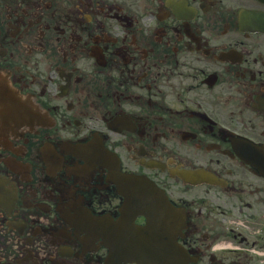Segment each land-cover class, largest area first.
Instances as JSON below:
<instances>
[{"label":"flooded vegetation","instance_id":"flooded-vegetation-1","mask_svg":"<svg viewBox=\"0 0 264 264\" xmlns=\"http://www.w3.org/2000/svg\"><path fill=\"white\" fill-rule=\"evenodd\" d=\"M252 12L264 3L0 0V264H264ZM154 185L173 227L123 216Z\"/></svg>","mask_w":264,"mask_h":264},{"label":"water","instance_id":"water-1","mask_svg":"<svg viewBox=\"0 0 264 264\" xmlns=\"http://www.w3.org/2000/svg\"><path fill=\"white\" fill-rule=\"evenodd\" d=\"M154 209L151 212V215L154 218V224L157 226H161L162 220L164 218V205L162 200H159L158 198L153 199ZM148 205H152L149 203ZM160 205L159 209H157L156 206Z\"/></svg>","mask_w":264,"mask_h":264}]
</instances>
